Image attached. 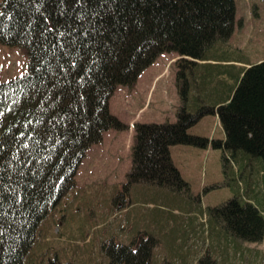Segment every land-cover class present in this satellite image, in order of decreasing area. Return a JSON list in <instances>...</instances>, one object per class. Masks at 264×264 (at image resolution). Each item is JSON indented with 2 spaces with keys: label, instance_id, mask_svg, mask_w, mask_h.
Masks as SVG:
<instances>
[{
  "label": "trees",
  "instance_id": "obj_1",
  "mask_svg": "<svg viewBox=\"0 0 264 264\" xmlns=\"http://www.w3.org/2000/svg\"><path fill=\"white\" fill-rule=\"evenodd\" d=\"M65 3L68 13L79 11L73 9L75 0ZM86 3L88 9L97 7V0ZM0 13V43L21 47L28 57L25 74L0 82V264L26 263L40 223L75 187L88 149L106 130L127 128L110 112L116 87L132 89L163 52L180 56L175 120L134 123L131 166L120 196L136 183L189 192L170 154L176 144L222 149L227 179L232 166L244 163V174L254 160L264 176V60L244 67L229 99L218 104L200 91L220 77L210 71L197 75L193 60L205 59L230 38L237 22L235 0H118L96 18L100 33L88 36L74 17L57 14V0H47L40 11L33 0H0ZM48 25L53 31L42 37ZM69 25L77 28L75 44L71 36L57 37V27L66 31ZM209 114L218 115L223 139L189 133ZM208 212L233 237L264 239L263 211L236 190ZM156 244L154 237L142 235L127 244L109 240L104 250L110 264H151ZM49 264L70 263L54 258ZM194 264L217 262L204 252Z\"/></svg>",
  "mask_w": 264,
  "mask_h": 264
},
{
  "label": "rangeland",
  "instance_id": "obj_2",
  "mask_svg": "<svg viewBox=\"0 0 264 264\" xmlns=\"http://www.w3.org/2000/svg\"><path fill=\"white\" fill-rule=\"evenodd\" d=\"M235 3L236 14L243 17L244 26L237 34L233 35V32V36L218 49L224 52L226 48V54L228 50L234 49L237 56H243L250 64L258 62L259 59L264 60V0H235ZM216 53L215 48L209 56L213 58L222 54ZM167 58L171 59L172 63L166 67L169 73L164 77L166 85L164 83L161 87L170 88L172 92L173 84L169 80L173 76L175 78L177 70L175 61L180 56L175 52H163L155 61L153 68L160 67L162 61ZM27 71L28 57L25 49L0 43V82L23 75ZM200 71L206 72L202 69ZM144 86V83L139 82L136 88L141 92ZM126 89L128 90L124 85L116 87L109 100V108L112 114L127 125V128L107 130L103 141L93 144L90 150L88 149V155L82 159L75 176L76 199L79 200L77 209L74 213H70L73 208L66 209L64 210L66 214L61 216L56 208L42 220L37 233V244L28 254L25 264H49L54 258L70 264H110L104 250V244L107 242L100 247L97 245L95 234L103 231L106 237L108 235L112 237L113 242H121L119 234L123 230L122 220L113 223L111 222L113 219H110L105 223L99 218L104 212L109 216L114 214V202L118 204L124 200L128 205L131 204L133 211L138 210L142 217V224L138 228L139 236L136 238L149 235L156 239L151 264H194L204 252H209L217 264H264V239L251 242L233 237L216 224L208 212L211 207L233 197L236 190L257 203L264 213V176L261 174L263 170L259 161L254 160L252 167L249 166L244 174L240 173L244 163L232 166L227 179L223 172L220 149L211 148L206 151L204 148L191 145H172L170 148L172 160L182 177L189 183V192H175L159 185L136 183L130 186L128 195L120 196L123 195L126 173L131 166L130 146L134 128L132 129L129 124L130 120L132 124L138 121L136 118L131 117L130 120L128 118L134 114L136 117L140 103L135 101L134 97L133 99L129 97L130 105H127L123 97ZM133 92L134 90L129 91L131 94ZM167 94L170 95L169 92ZM166 105L164 107H168L169 104ZM151 113V109L147 110L142 116L143 121L157 119ZM171 117L173 121L175 118ZM213 120L211 115H206L188 131L191 134L208 136L213 127ZM221 132L219 129L217 135H221ZM231 174L236 179L231 178ZM73 190L74 188L70 191ZM108 206L112 207L107 208ZM73 214L77 217V224L82 226V231L77 235L72 234L71 227L62 230V227L69 226L67 220ZM180 216L184 218L185 223L194 224L192 228L186 225L184 237ZM92 227L95 229L92 230ZM49 229L51 234L48 235ZM87 235L88 240L84 242ZM182 237L185 242L181 252V249L171 248L164 253L169 244H180ZM92 245H96L97 249L94 250L93 257L87 260L84 249H91Z\"/></svg>",
  "mask_w": 264,
  "mask_h": 264
},
{
  "label": "crops",
  "instance_id": "obj_3",
  "mask_svg": "<svg viewBox=\"0 0 264 264\" xmlns=\"http://www.w3.org/2000/svg\"><path fill=\"white\" fill-rule=\"evenodd\" d=\"M245 10H247V9H245ZM236 12H237V8H236ZM236 21H237V25L234 28L233 35L237 34L238 31H240L244 26L243 17H238L236 14ZM240 21H241V23H238ZM233 35H231V37ZM245 39L248 40L247 38H245ZM221 44L225 45L224 42H218L210 50V51H212L213 49L216 48L217 49L216 55L218 53H222L218 57L214 56L212 58L208 54L205 59H193L196 62L197 68H199L200 70L202 69V70L206 71L203 73V72L198 70L199 72L202 73L201 74L202 77L207 76V75H205V73H208L209 71L213 74H216L218 77H220V79H218V81L214 82V83L213 82L208 83L206 81V84L201 86L202 90L200 91L201 95H204L205 99H207L211 103H217V104L225 102L229 99L233 88L236 86V84H237V82H238V80L242 74L243 68L250 64L249 61H246L243 56L242 57L240 55L237 56L236 55L237 52L234 49L228 50L229 52L227 54L225 52L226 48L224 50L225 53L223 52V50L218 49V47ZM240 52H241V50H240ZM239 54H241V53H239ZM157 58H156V60H157ZM155 61L152 64H150L146 69H144V71H142V73H140V75L137 78V81H136L134 88L128 89V90L126 89L125 94L123 95L124 102L127 105H130L129 104L130 102L128 99L129 97L132 99L134 97L135 101L140 102L138 105L139 107H137L138 108L137 110L139 113L136 115V117H135V114L133 116H130L128 118L129 120L132 117V119H134V118L138 119L137 122H162L165 120L171 121L172 120L171 116H173L175 118V110H176L177 106L179 105V97H178V94L176 91L174 76L172 79L169 80L170 83L173 84L172 85V92H171L170 88L164 89V87H161L166 82L164 80V77L166 76V73H169V70H167L166 67H167V65L171 66V63H172L171 59H169V58L164 59L162 61V65L160 67L153 68L155 65L154 64ZM259 61H261V60L259 59ZM169 81L167 83H169ZM139 82H142L145 84V86L143 87L141 92H139L136 88ZM165 85H166V83H165ZM133 90H134V92L132 94L129 93V91H133ZM164 91H165V93H164ZM167 92H169L170 95L169 94L166 95ZM155 96H156V98H155ZM166 104L167 105L169 104L168 107H164V105H166ZM151 105H153L152 108H150ZM149 109H151V111H152L151 114H154L155 118H157V119H155L153 121H148V120L143 121L142 118H144V117H142V116H144L146 111ZM209 115H211V117L214 119L213 120L214 123H213V127L210 130V133L207 137L223 139L224 138V131H223V128H222L221 123L219 121L218 115L217 114H209ZM215 120H217V122H215ZM130 125H131V128L133 129L134 124H132V120H130L129 126ZM219 129L222 131L221 135H217V132ZM106 132H107V130L104 133H106ZM104 133H103L102 141L104 139ZM211 148L212 147L209 146V147L204 148V149H206V151H208ZM212 149H214V148H212ZM220 150H221V154L223 155L222 149H220ZM170 153H171V151H170ZM86 155H88V153ZM222 155H221V158H222ZM76 191H75V187H74V190L72 192L70 191L64 198H62V200L59 203L58 208H57V211L58 210L60 211L61 216H64L66 214L64 211L66 209L73 208L70 213H74L75 210L77 209L76 207L78 206L79 200L76 199V197H77ZM114 204L115 205L113 207L115 209V213L112 214L111 216H109L107 213L104 212L103 215L100 216L99 220L101 222L104 221L105 223L110 221V219H113V220H111V222H113V223L116 221L122 220V224H123L122 229L123 230L120 232L119 235L123 241L121 240L120 243L127 244V243L137 239L136 237L139 236L138 228L142 224V221H141L142 217L139 214V211L138 210L133 211L132 210L133 207L131 206V204L128 205L125 200L122 201L121 203H118V204L116 202H114ZM71 205H72V207H70ZM109 207H112V206H108L107 208H109ZM160 220H161V218H160ZM75 221H76V223H75ZM57 223H59V222H57ZM63 224H64V222H63ZM181 224L183 226L182 227V229H183V235L182 236L184 237L186 225L190 226V228H192V226H194V224L189 223V222L185 223L183 217H181ZM67 225H69V226L62 227V230H68V228L71 227L70 230H72L73 235H75V234L77 235V233L82 231V226L79 223L77 224V217H75L74 214L71 218H69L67 220ZM94 229L95 228L92 227V230H94ZM47 234L48 235L51 234V229H49L47 231ZM95 235H96L95 239H96V241H98L97 245H99L100 247H103V244L105 242L112 240L111 239L112 237L110 235H108L106 237V235H105V233H103V231L99 234L96 233ZM183 237H182V239H180V244H177V243L176 244L175 243L169 244L167 246L166 250L164 251V253L167 250H170L171 248H177L178 250L181 249L183 247L184 242H185V239L183 240ZM91 238L93 239V236H91ZM87 240H88V235L86 236V238L83 241L86 242ZM91 240H89L88 242L90 243ZM101 241H102V244H100ZM59 245H61V243ZM96 247H97L96 245H92L91 249H87V250L84 249L86 252L87 260L88 259L90 260V258L93 257L94 250L97 249ZM42 250H43V248H42ZM181 251H182V249L180 250V252ZM164 253H162V254H164ZM152 263H153V259H152Z\"/></svg>",
  "mask_w": 264,
  "mask_h": 264
},
{
  "label": "snow or ice",
  "instance_id": "obj_4",
  "mask_svg": "<svg viewBox=\"0 0 264 264\" xmlns=\"http://www.w3.org/2000/svg\"><path fill=\"white\" fill-rule=\"evenodd\" d=\"M33 3L37 6V11H40L41 8L47 3V0H33ZM118 3V0H97V7L95 9H88L86 0H75V3L73 4V9H79V11H74L72 13L67 12V5L65 3V0H57L58 5V15L64 16L66 14L71 15L74 17V19L79 22L80 27L82 29V35L88 36L91 32L92 34H99L100 33V26L96 23V18L100 17L101 13L104 12L105 9H112L116 4ZM0 15H3V13H0ZM49 17L47 15H44V21L46 24H48ZM53 31V28L51 25H48L45 27L42 32L41 36H45L46 33H50ZM57 31V37H65V36H71L70 42L72 44L76 43L75 33L77 31V28L75 25H69L68 30L61 31L59 27L56 29ZM65 44H61L60 47H65ZM2 115V113H0ZM31 123V121H29ZM39 123V121H38ZM23 135V133H21ZM24 147H27V145H23Z\"/></svg>",
  "mask_w": 264,
  "mask_h": 264
}]
</instances>
